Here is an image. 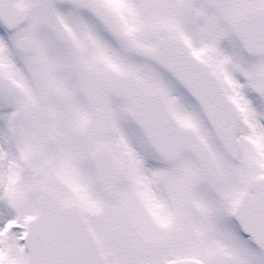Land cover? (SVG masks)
I'll return each instance as SVG.
<instances>
[{"label":"snow or ice","instance_id":"1","mask_svg":"<svg viewBox=\"0 0 264 264\" xmlns=\"http://www.w3.org/2000/svg\"><path fill=\"white\" fill-rule=\"evenodd\" d=\"M0 264H264V0H0Z\"/></svg>","mask_w":264,"mask_h":264}]
</instances>
